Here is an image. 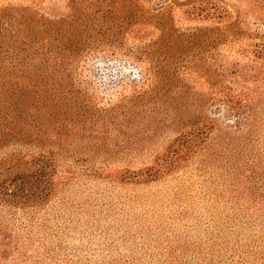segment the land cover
<instances>
[{
    "label": "rangeland",
    "instance_id": "1",
    "mask_svg": "<svg viewBox=\"0 0 264 264\" xmlns=\"http://www.w3.org/2000/svg\"><path fill=\"white\" fill-rule=\"evenodd\" d=\"M0 52L1 260L264 264V0H0Z\"/></svg>",
    "mask_w": 264,
    "mask_h": 264
},
{
    "label": "trees",
    "instance_id": "2",
    "mask_svg": "<svg viewBox=\"0 0 264 264\" xmlns=\"http://www.w3.org/2000/svg\"><path fill=\"white\" fill-rule=\"evenodd\" d=\"M5 60L4 57L1 56V52H0V62H3ZM42 170H38L35 174V176L33 177L34 179H36L35 181L38 182V187L34 189V194H32V196H35L34 199L35 201H42L43 198L46 196L47 194V190L51 187L52 183V178L51 176H46L45 174H40ZM44 175V176H43ZM12 185L11 187H8L7 185ZM27 197L23 196V187L19 185V182L17 180L16 176H13L11 178H9V180H2L0 182V202H3V204H5L6 206L9 205H13L15 203H23L24 200H26ZM25 202V201H24ZM26 225L24 224L22 227H25ZM5 230H8L7 226L5 228ZM24 235V236H23ZM19 234L18 236L14 235L11 238V243L10 246L14 249L17 250L18 249V243H24L25 242V237H27L29 235V232H26L25 234ZM26 244V243H25ZM23 247L22 250L18 251L20 257L25 258L24 256H26V246H21ZM44 256L50 257V249L49 248H44ZM35 257H37L36 259H34L35 264L38 263L40 264V260H39V256H38V250L37 252L34 251ZM3 258L2 253H0V264H17V261L15 259L10 260V262H5L4 260H1Z\"/></svg>",
    "mask_w": 264,
    "mask_h": 264
}]
</instances>
